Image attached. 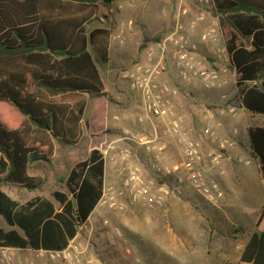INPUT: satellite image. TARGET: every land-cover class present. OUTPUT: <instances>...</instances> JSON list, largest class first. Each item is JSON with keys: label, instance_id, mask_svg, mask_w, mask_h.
I'll list each match as a JSON object with an SVG mask.
<instances>
[{"label": "trees", "instance_id": "1", "mask_svg": "<svg viewBox=\"0 0 264 264\" xmlns=\"http://www.w3.org/2000/svg\"><path fill=\"white\" fill-rule=\"evenodd\" d=\"M112 2L0 0V185L40 189L44 180L28 175L29 164L49 161L53 140L66 147L79 142L88 100L106 96L99 66L109 61L110 31L88 28L98 18V4ZM214 4L213 14L235 70L240 107L264 118V0H214ZM96 127L100 124L91 114L89 132ZM247 137L259 162L264 192V124H249ZM97 144L94 139L87 157L69 171L66 193H53L60 211L40 198L19 205L0 189V217L22 232L0 229L1 248L68 247L103 196L105 161ZM263 216L264 207L256 228ZM240 262L264 264L263 232L249 236Z\"/></svg>", "mask_w": 264, "mask_h": 264}, {"label": "rangeland", "instance_id": "2", "mask_svg": "<svg viewBox=\"0 0 264 264\" xmlns=\"http://www.w3.org/2000/svg\"><path fill=\"white\" fill-rule=\"evenodd\" d=\"M175 1L168 0V3L164 4L155 0H135L133 10L130 11V18L136 22L135 30H139L137 23H142L145 32L153 34L155 26L150 24L151 15L157 12L160 15L164 8L169 12L175 6ZM122 2L125 0H113L108 6L100 4L99 7L103 14L110 11V17L115 15L119 18L121 10L117 7ZM101 19L100 14L89 28L105 25L112 32L113 24L108 21L102 22ZM161 35L162 33L154 34L152 37L142 36L136 45L138 47L136 55L130 57L125 65L114 68L116 74L121 75L122 71L139 60L140 49L147 38ZM196 43L199 47L202 45L198 37ZM218 45H222V42L216 41L215 46ZM99 68L103 81L109 86L104 78L107 66L100 65ZM123 85L128 88L126 82ZM193 85L195 87H191L190 92L182 89L185 96V130L192 139L203 142L206 156L210 152L221 154L217 164H211L207 158H203L199 164L200 172L208 184L211 182L218 184L221 196L217 197L213 190L211 194L215 200L208 202L190 186L185 174V185L177 186L174 178H169V186L166 184V188L171 191L178 189L179 193L173 191L170 204L160 209H157L159 206L127 203L123 210H112L101 202L87 223L79 229L76 241L72 242L85 250L86 256L93 259L96 264H240L244 245L249 236L257 231L255 221L258 215L253 213L255 210L259 211L264 197L261 186L254 181L250 184V195L244 197L236 195L244 179L240 178L238 172L236 174L239 160H236L234 153L227 152L226 149L233 141L247 144V127L251 115L243 111L245 115H240L238 119L240 127H235L238 130L234 136L232 131L225 129L223 122L226 118H235L238 112L240 103L235 86L207 91L197 84ZM229 108H235L234 114L227 112ZM221 110L225 111L222 115ZM92 120L101 124V114L93 115ZM251 121L249 124H264V118L258 116L254 122ZM207 127L215 130L219 140L225 142V149L219 150L215 144L209 143L204 133ZM82 129L83 135L75 147H65L54 140L53 158L47 163H31L29 172L45 179L42 189L38 191L42 196L51 197L52 192L64 189L65 176L71 166L87 157L89 121H86V118L82 121ZM141 155L144 161L149 163V156ZM141 164L144 165V162ZM216 167L219 168L218 171ZM143 168L147 169L146 165ZM1 187L11 195L17 194L19 198L24 195L18 187L7 184H2ZM168 197H170L168 194L165 195L163 204ZM22 255L30 260L35 258L36 253Z\"/></svg>", "mask_w": 264, "mask_h": 264}, {"label": "built area", "instance_id": "3", "mask_svg": "<svg viewBox=\"0 0 264 264\" xmlns=\"http://www.w3.org/2000/svg\"><path fill=\"white\" fill-rule=\"evenodd\" d=\"M214 9V0H176L170 28L162 33L158 40L145 42L141 49V59L121 72L128 90L138 96L137 107L141 110L138 120H168L164 136L170 138L178 148L179 160L172 165L160 164L161 154L166 146L156 131L151 136H134L123 130V135L118 141H126L130 145L120 149L117 159H113L117 162L116 171L120 184L115 190L108 188L104 191L101 202L109 209L123 210L127 203L150 206L163 204L168 191L166 184L169 186V182L158 184L147 180L144 176L146 170L151 171V174L160 180L173 177L177 186L185 185L186 174V181L208 202L215 200L211 194L213 190L217 197L221 196L218 184H208L199 168L203 158H207L211 164H217L221 154L210 152L206 156L203 142L192 139L182 120L175 116L173 102V98L180 93V84L196 82L207 91L235 86V70L230 64L219 20L213 14ZM162 13H165L164 9ZM207 21L206 27L201 28ZM124 31L125 27L121 25L115 38L122 40ZM197 36L202 46H208L211 53L209 57L199 52L197 43L192 39ZM216 41H221L222 45L215 46ZM166 76L174 80L175 86H168L164 80ZM227 112L234 114L235 108H229ZM220 113L222 115L225 111L221 110ZM204 133L209 143L215 144L219 150L226 148L225 142L219 140L215 130L207 127ZM139 147L150 156L149 163L130 165L132 155H136ZM108 153L106 148L102 154L104 161L109 160ZM142 165H146L147 169ZM35 253V258L30 259L28 264H35L44 257L51 264H96L86 256L85 250L74 243L62 251L39 250ZM16 254V249L0 247V262L11 264Z\"/></svg>", "mask_w": 264, "mask_h": 264}, {"label": "crops", "instance_id": "4", "mask_svg": "<svg viewBox=\"0 0 264 264\" xmlns=\"http://www.w3.org/2000/svg\"><path fill=\"white\" fill-rule=\"evenodd\" d=\"M134 1L135 0H125V2H122V3H120V5H118V6H120V8L119 9L117 8V9L121 10L119 18L115 17V15L114 16L111 15V17H110V15H109L110 11L105 12L103 14L100 10V7H99L100 4H98V9H99L98 17L101 14L102 15V19H101L102 22L108 21V23L113 24L112 32L109 30V28L105 27V25H104V27H100V28L108 29L110 31L109 61H108V64L106 65L107 68L105 69L106 73L104 76V78L107 80L109 86H106L105 82L102 79L103 84H104V88H105L106 96L99 98V99H95V100H88L83 119L86 118V121H89V118H91V114L93 117V115L95 113H97V110H99L101 112L100 114H101L102 123L100 124V127H96V129L92 128L91 132H89V129H87V139H88V153L91 150V143L93 142L94 139H96L98 141V144H97L98 147L97 148L102 154H103V151L106 148H108L109 160L108 159L105 160L104 191L108 188L115 190L119 187V184H120L119 177H118V174L116 171L117 170V162L113 161V159H117L118 152L120 149H122L124 147H128V145H130L126 141L125 142L118 141L119 139H121V137L123 135L122 134L123 130L128 131L130 134H132L134 136H142V135L151 136L154 133V131H156L161 137L160 138L161 142H163L166 146V149L161 154V163L160 164L172 165V164L178 162V160H179L178 148L175 146L174 142L170 138L164 136V134L166 133V129H165L166 123L168 120H166V122H165V120L146 119L145 118L143 121L140 122L138 120V116L141 113V110L139 107H137L138 96L131 93L128 90V88H126L125 85H123V83L125 81L122 79L121 75L116 74V69H114L120 65H125L126 61H128V59L130 57H134L136 55V51L138 49V47L136 45L139 43V39L142 36L152 37L154 34H157V33H165L171 26V21L173 18L172 17L173 9L169 10V12L165 11L164 14L160 13L161 16L159 15L158 12L155 14L153 13L151 15L150 24H153L155 26V31L153 34L146 33L145 27L143 26L142 23L141 24L137 23L139 30L136 31L135 30V23L136 22H135V20H132L130 18V11L133 10V7H134L133 5H135ZM155 1L158 3L161 2L164 4L168 3V0H155ZM164 10H165V8H164ZM194 10L199 11L198 9H194ZM111 21H113V23ZM207 24H208V21L206 23H204L201 26V28L206 27ZM121 25H123L125 27V31H124V36L121 38L122 40H119V39L115 38V35L118 34V29L120 28ZM88 29L91 30V28H88ZM192 39L196 42L197 38L193 37ZM207 48H208V46H207ZM207 48H205L202 45L200 47L198 46L199 52L201 54H203L205 56L207 55V57H209L211 55V53H209L210 50H209V48L208 49ZM140 51L142 52L141 49H140ZM141 52L138 56L139 59H141ZM115 53H117V54L112 55ZM113 56H115V58H113ZM121 63H124V64H121ZM164 80L168 84V86H175V82L172 78H170V76L169 77L166 76L164 78ZM193 84H197V83L191 82L188 84H180V86H178L180 93L178 96L173 98V100H174L173 102L175 105V116L182 120L184 126H185V96H183V94H182V89H186V91L190 92L191 87L192 88L195 87ZM94 103H96V105H95L96 110L93 112L92 106ZM238 107H239L238 112L236 113L235 118H226V119H224V122H223V124L225 125V129L228 130L229 132L232 131L234 136L237 134L238 129H236V128L240 127L238 119L241 116L245 115L244 112H246L240 106H238ZM248 115H250V114H248ZM255 117H257V116H250V120H252L254 122ZM83 119H82V121H83ZM250 120L248 121V126H249ZM81 129H82V122H81ZM234 132H236V133H234ZM162 134L164 137L161 136ZM82 135H83V129H82ZM246 143L247 144H242V143H236L235 141H233L230 143L229 147L227 148L228 150L226 149L227 152L229 151L230 153H234L236 160H239L240 163H239V166H237L236 174L238 172L240 178L242 180L244 179V181L242 182L241 189H240V191L236 192V195H238L239 197L240 196L244 197V196L250 195L251 194L250 184H251V181H254V182H257L259 184V186H261V191H262L263 197H264L262 179H261V174H260V170H259L260 169L259 168V162H258V159H256L253 156L252 151H251L250 146H249V143H248V140ZM53 145H54V140H53ZM75 146H72V147H75ZM137 150H138V152L136 153V155H132V159L129 162V164L130 165H137V166H140L141 162H144V164H146L147 162L144 161V159L141 155V154L146 155V153H144V149L142 147L141 148L139 147V148H137ZM54 153H55V146H54ZM53 156H54V154H53ZM53 156L50 159H52ZM149 158H150V156H149ZM38 162H45V161H38ZM33 163H37V162H33ZM45 163H47V162H45ZM75 163H77V162H75ZM107 164H109L110 166L108 167ZM30 165H31V163L29 164L28 175L33 176V177H41L45 181V179L42 176L31 174L29 172ZM73 165L71 166V168L73 167ZM71 168L69 169V171L71 170ZM201 170H203V166H202ZM218 170H219V168H217V171ZM69 171L67 172V175H68ZM214 173H216V172H214ZM67 175L65 176V179H66ZM147 175L148 176L150 175L151 177L150 176L147 177ZM214 175H216V174H214ZM144 176H145V178H149V179H151L153 177V175L151 174V171H149V172L145 171ZM215 177L219 178L217 175ZM152 179H151L152 181H155L158 184H161V183H159L160 181H158V179L160 180V178L153 177ZM162 179H163L164 183L168 182V181H165V178H162ZM64 182H65V180H64ZM1 185H0L1 191L3 193H5L11 200L18 203L19 205H23V204L27 203L28 201H30L34 198H40L42 200H46V201L50 202L53 205L55 211H60L61 205L57 201H55V199L53 198V193L56 191L66 193V189L64 186V189H60V190H56V191L52 192L51 197L42 196L40 194V192L38 193V191H40L42 189L44 183L40 189L35 190V191H28V190L23 189L21 187L15 186V187H18L24 193L23 197L19 198V197H17V194L11 195V194L7 193L6 191H4L1 187ZM7 185H9V184H7ZM11 186H14V185H11ZM104 191H103V196H102L101 201L104 198ZM173 191H176V194L179 193L178 189H174L172 191L168 190L167 194L170 197L166 198V203L162 204L157 209H160L162 207H165V205L167 206L170 204L169 201L171 200V197H172L171 194H174ZM101 201L99 202V204L101 203ZM140 205H142V204H140ZM97 206H96V208H97ZM263 207H264V198H263V201L261 203V207H260L259 211L255 210L253 213V215L255 213H257V215H258L257 219L255 221V225H256V222L259 218V214H260ZM95 209H94V211H95ZM93 212H92V214H93ZM92 214L90 215V217L92 216ZM90 217H89V219H90ZM0 229L3 230L4 232L16 230V231H18L19 234L22 235V232L18 228L8 226L1 217H0ZM257 230L259 232L264 233V216L262 217ZM77 237H78V234L70 242V244L72 242L76 241ZM11 248H13V247H11ZM13 249L17 250V254H16V257L11 262V264H27V261H29V258L25 259V257H23L22 254L35 252L34 250H31V249H27V250H23V249H19V248H13ZM47 263L48 262H46L45 260H39L35 264H47ZM240 264H244V263L240 262Z\"/></svg>", "mask_w": 264, "mask_h": 264}]
</instances>
